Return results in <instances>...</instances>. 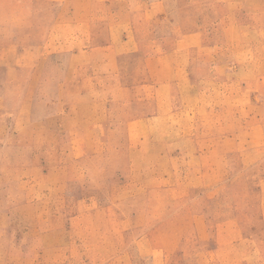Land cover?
I'll return each mask as SVG.
<instances>
[{
  "label": "rangeland",
  "instance_id": "rangeland-1",
  "mask_svg": "<svg viewBox=\"0 0 264 264\" xmlns=\"http://www.w3.org/2000/svg\"><path fill=\"white\" fill-rule=\"evenodd\" d=\"M0 264H264V0H0Z\"/></svg>",
  "mask_w": 264,
  "mask_h": 264
}]
</instances>
